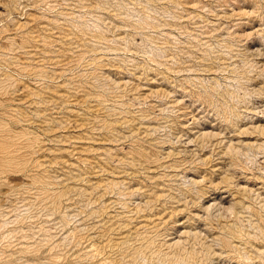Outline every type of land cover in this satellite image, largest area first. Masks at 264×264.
Masks as SVG:
<instances>
[{
    "label": "rangeland",
    "instance_id": "obj_1",
    "mask_svg": "<svg viewBox=\"0 0 264 264\" xmlns=\"http://www.w3.org/2000/svg\"><path fill=\"white\" fill-rule=\"evenodd\" d=\"M0 264H264V0H0Z\"/></svg>",
    "mask_w": 264,
    "mask_h": 264
}]
</instances>
